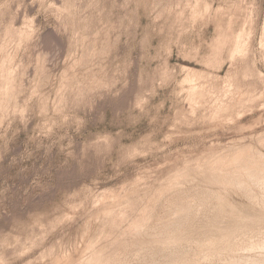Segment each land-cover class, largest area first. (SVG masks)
<instances>
[{"label": "rangeland", "instance_id": "374dc122", "mask_svg": "<svg viewBox=\"0 0 264 264\" xmlns=\"http://www.w3.org/2000/svg\"><path fill=\"white\" fill-rule=\"evenodd\" d=\"M261 135L264 0H0V264L263 256V178L209 163Z\"/></svg>", "mask_w": 264, "mask_h": 264}, {"label": "bare ground", "instance_id": "6f19581e", "mask_svg": "<svg viewBox=\"0 0 264 264\" xmlns=\"http://www.w3.org/2000/svg\"><path fill=\"white\" fill-rule=\"evenodd\" d=\"M225 31V30H224ZM52 33V32H51ZM222 34H224V33H222ZM52 35V34H51ZM54 36V35H53ZM52 38H54V37H52ZM226 38V37H225ZM224 38V39H225ZM52 41V40H51ZM54 41V40H53ZM220 42V41H219ZM222 42V41H221ZM224 42V41H223ZM189 69V68H188ZM186 78V77H185ZM187 79V78H186ZM189 79V78H188ZM194 79V78H193ZM191 80V79H190ZM192 81V80H191ZM193 94V93H192ZM195 94V93H194ZM202 94V93H201ZM197 95H198V93H197ZM196 95V96H197ZM199 96V95H198ZM200 97H201V95H200ZM259 141L263 144V146H264V135H261L260 137H259ZM258 151H255V150H252V149H250V147H246V146H241V147H239V148H235L233 151H231L229 154H226V155H222V153L221 154H216V153H212L209 157L211 158L210 160H209V163L211 164V165H213V167H215L217 170H218V172L219 173H225V170L224 169H222V168H224L225 167V169H227L226 170V176H228L229 177V179H228V183L230 184V182H231V180L230 179H235L236 180V182L239 184V185H241V186H248L247 184H248V182H247V180L248 179H253V178H255V177H258V178H263V180H264V154L263 153H260L261 152V150H259V149H257ZM188 158V157H187ZM192 159H193V157H191ZM190 158V159H191ZM200 158V157H199ZM198 158V159H199ZM206 158V157H205ZM186 159V158H185ZM191 159V160H192ZM208 159V158H207ZM204 160V159H203ZM202 160V161H203ZM200 161V160H199ZM183 162H185V161H183ZM196 162H197V160H196ZM205 162V161H204ZM188 163V162H187ZM199 163V162H198ZM182 165H183V163H182ZM185 165H187V164H185ZM190 165V164H189ZM191 165H192V163H191ZM196 165V164H195ZM197 165H199V164H197ZM180 167V166H179ZM187 167V166H186ZM196 167V166H195ZM222 167V168H221ZM175 168L177 169V167L175 166ZM182 168V167H181ZM180 168V169H181ZM193 168V167H192ZM174 170V171H176L177 172V170ZM179 169V170H180ZM187 169H188V167H187ZM190 169V168H189ZM182 170H183V168H182ZM181 170V171H182ZM180 171V172H181ZM184 171V170H183ZM179 172V173H180ZM175 172H173V174H174ZM173 174H171V175H173ZM221 175V174H220ZM223 175H225V174H223ZM257 179V178H256ZM234 180V181H235ZM233 181V182H234ZM234 184V183H233ZM263 185H264V183H263ZM158 189V188H157ZM182 189V188H181ZM184 189V188H183ZM125 190V189H124ZM162 190V189H161ZM262 190H264V186H263V188H262ZM250 191H252V190H250ZM124 192V191H123ZM126 192V191H125ZM111 193V192H110ZM136 193V192H135ZM114 194V193H113ZM117 194H119L118 192H117ZM117 194H115V195H117ZM134 194V193H133ZM146 194V193H145ZM145 194H144V196H145ZM251 194H252V192H251ZM110 195V194H109ZM108 195V196H109ZM114 195V196H115ZM122 195V194H121ZM120 195V196H121ZM228 195V194H227ZM148 196V195H147ZM112 197V196H111ZM110 197V198H111ZM141 197H143V196H141ZM146 197V196H145ZM164 197V196H163ZM119 198V197H118ZM131 198V197H130ZM129 197H128V199H130ZM149 198V197H148ZM112 199V198H111ZM115 199H117V198H115ZM114 199V200H115ZM113 200V201H114ZM112 201V202H113ZM123 201H125V200H123ZM146 201V200H145ZM262 201H263V203H264V200L262 199ZM111 202V201H110ZM133 202V201H132ZM116 203V202H115ZM131 203V202H130ZM139 203H141V202H139ZM138 203V204H139ZM144 203V202H143ZM148 203V202H147ZM227 203V202H226ZM124 204V203H123ZM127 205H129V204H127ZM126 205V206H127ZM262 205V204H261ZM123 206V205H122ZM121 207V206H120ZM124 207V206H123ZM263 207H264V205H263ZM262 207V208H263ZM117 209V208H116ZM118 209H121V208H118ZM141 209V208H140ZM145 209H146V207L145 208H143V211H142V216H146V213H144L145 212ZM246 209V208H245ZM107 210H109V208L107 209ZM110 210H112V209H110ZM230 211V210H229ZM115 212V211H114ZM113 212V213H114ZM234 212V211H233ZM249 212V211H248ZM254 212V211H253ZM108 213H109V211H108ZM113 213H111V215H113ZM117 213V212H116ZM121 213V214H120ZM250 213V212H249ZM134 214V213H133ZM125 216V213H122V212H119V216L120 217H122V216ZM131 216V215H130ZM142 216H138L137 217V219H135L132 223H131V228L132 229H137V230H141V231H144V232H146V233H148L149 231L148 230H146V229H144V227L142 228V226H141V220L139 219L140 217H142ZM107 217V216H106ZM147 217V216H146ZM176 217V216H175ZM225 217V216H224ZM238 217V216H237ZM262 217V216H261ZM264 217V216H263ZM118 218V217H117ZM128 218H130V217H128ZM150 219V218H149ZM238 219V218H237ZM241 219H242V217H241ZM249 219V218H248ZM251 219V218H250ZM255 219V218H254ZM258 219V220H257ZM256 219V222H258L259 221V219L260 218H257ZM264 219V218H263ZM120 220V219H119ZM163 220V219H162ZM236 220V219H235ZM240 220V219H239ZM239 220H237V221H235L233 224V226H239V225H244V226H248L247 225V222L246 223H244L243 221H245V220H243V221H240L239 222ZM262 219H260V221H261ZM144 221V220H143ZM150 221V220H149ZM250 221V220H249ZM253 221H255V220H253ZM262 221H264V220H262ZM123 222V221H122ZM211 222V221H210ZM226 222V221H225ZM252 223H254V222H252ZM251 222H250V226H252L251 224H252ZM259 223H262V222H259ZM117 224V223H116ZM122 224V223H121ZM232 224V223H231ZM258 224V223H257ZM144 225V224H143ZM262 226L264 225V223L263 224H261ZM261 225H258V226H261ZM114 226H115V224H114ZM121 226V225H120ZM125 226V225H124ZM206 226V225H205ZM231 226V225H230ZM243 226V227H244ZM250 226H248V227H250ZM261 226V227H262ZM112 227V226H111ZM218 227V226H217ZM256 228V227H255ZM235 229H236V227H235ZM247 228H245V230H246ZM263 229V228H262ZM156 230H157V228H153L152 230H151V233L154 231V232H156ZM226 230V229H225ZM231 230V229H230ZM234 230V229H233ZM236 230H238V229H236ZM241 230V229H240ZM244 230V231H245ZM140 231V232H141ZM214 231V230H213ZM212 231V232H213ZM236 232V231H235ZM237 232H239V231H237ZM246 232V231H245ZM138 233V232H137ZM222 233V232H221ZM187 234V233H186ZM246 234V233H245ZM150 235V234H149ZM237 236V235H236ZM261 236V235H260ZM259 236V237H260ZM146 237H147V235H146ZM173 237V236H172ZM222 237H224V236H222ZM234 237V236H233ZM258 237V238H259ZM261 237H263V236H261ZM235 238V237H234ZM246 238V237H245ZM252 238V237H251ZM257 238V239H258ZM180 239H181V237H180ZM92 239H90V241H91ZM222 240H223V238H222ZM253 239H251L249 242H247V244H246V246L247 245H249L250 246V250H251V247L253 246V245H255V244H258V247L259 246H261V248H262V246H263V244H264V240H263V238L262 239H258V240H256V241H252ZM92 242V241H91ZM89 243V242H88ZM198 243V242H197ZM224 243V242H223ZM235 243V242H234ZM90 244V243H89ZM99 244V243H98ZM228 244V243H227ZM260 244V245H259ZM116 246V244H112V246L111 247H115ZM232 246V245H231ZM238 246V245H237ZM244 246V245H243ZM255 246H257V245H255ZM88 247H90V246H88ZM88 247H86V248H88ZM163 247V246H162ZM185 247V246H184ZM218 247V246H217ZM223 247V246H222ZM233 247V246H232ZM258 247H256V248H258ZM94 248V247H93ZM92 248V249H93ZM119 248V247H118ZM228 248V247H227ZM252 248H255V247H252ZM255 248V249H256ZM95 249V248H94ZM201 249V248H200ZM219 249V248H218ZM238 249H240V247L238 248ZM244 249H245V246H244ZM247 249H248V247H247ZM254 249V250H255ZM263 249H264V247H263ZM258 250V249H257ZM117 251V250H116ZM148 251V250H147ZM229 251V250H228ZM242 251H244V250H242ZM252 251V250H251ZM262 251V250H261ZM90 253V251L89 250H87V253ZM112 252V254H114V252L113 251H111ZM212 252V251H211ZM237 252V251H236ZM85 253V252H84ZM106 252H104V251H102V250H97L96 252H94V254L91 256V257H88L87 259H85V260H87V261H85V260H83V261H85L86 263L85 264H105V259H106V254H105ZM209 253V252H208ZM234 253V252H233ZM254 253V252H253ZM261 253V252H260ZM212 254V253H211ZM230 254V253H229ZM232 254V253H231ZM236 254V253H235ZM259 254V253H258ZM136 257H138V258H141V259H145V258H147V257H149V254L148 253H146V252H140V253H135L134 254ZM243 255V254H242ZM152 256V255H151ZM230 256H232V255H230ZM264 256V255H263ZM263 256H251L250 254L248 255H243L241 258H231L228 262L229 263H227V264H232V262H233V264H264V257ZM172 257H174L175 259H177V255H173ZM184 257V256H183ZM84 258V257H83ZM79 261V260H78ZM171 261V260H170ZM191 261V260H190ZM82 262V261H81ZM112 262V261H111ZM110 262V263H111ZM78 263V262H77ZM82 264V263H81ZM84 264V263H83Z\"/></svg>", "mask_w": 264, "mask_h": 264}]
</instances>
